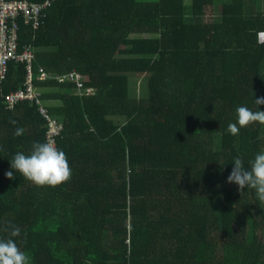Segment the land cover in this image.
Returning <instances> with one entry per match:
<instances>
[{"label": "trees", "instance_id": "trees-1", "mask_svg": "<svg viewBox=\"0 0 264 264\" xmlns=\"http://www.w3.org/2000/svg\"><path fill=\"white\" fill-rule=\"evenodd\" d=\"M50 1L40 31L20 22L19 48L34 51L33 86L64 125L72 175L37 186L11 168L49 133L36 101L8 104L28 76L11 63L0 86V239L30 264H264V203L227 182L235 158L248 168L264 151V125L226 131L238 106L264 111L259 0L218 11L217 0ZM74 73L91 94L55 79Z\"/></svg>", "mask_w": 264, "mask_h": 264}, {"label": "clouds", "instance_id": "clouds-1", "mask_svg": "<svg viewBox=\"0 0 264 264\" xmlns=\"http://www.w3.org/2000/svg\"><path fill=\"white\" fill-rule=\"evenodd\" d=\"M255 104L264 105V97H255ZM236 115L237 122L229 123L226 129L233 136L238 135L241 128L255 122L264 125V111H252L246 106H238ZM10 122L16 123L14 120ZM24 131L22 127L17 128L14 135L21 136ZM10 162L13 170L37 186L56 187L67 182L72 175L66 154L51 140L34 143L30 154L18 152ZM233 164L234 167L227 182L238 185V190L241 192L249 187L255 189L258 200L264 203V151L256 154L255 158L249 162L248 168L240 158H235ZM6 176L8 179H14L13 171H8ZM4 231L8 232L10 237H17L21 232L18 226L11 223H6ZM0 264H30V259L13 239H0Z\"/></svg>", "mask_w": 264, "mask_h": 264}, {"label": "built area", "instance_id": "built-area-1", "mask_svg": "<svg viewBox=\"0 0 264 264\" xmlns=\"http://www.w3.org/2000/svg\"><path fill=\"white\" fill-rule=\"evenodd\" d=\"M51 1L33 3L29 0H0V86L7 80L8 69L11 63L25 64L28 70L27 82L24 89H19L7 96L10 106L21 100H34L41 105L43 116L48 120V140L58 146V137L64 130V125L50 115L46 106L42 104L40 92L33 86L32 64L35 60L34 51L26 47L20 51V22L32 28L34 32L40 31L45 24ZM42 81L49 79L43 74ZM60 82H71L76 85L79 94H91V90L84 87V79L76 73L66 77H56Z\"/></svg>", "mask_w": 264, "mask_h": 264}, {"label": "rangeland", "instance_id": "rangeland-1", "mask_svg": "<svg viewBox=\"0 0 264 264\" xmlns=\"http://www.w3.org/2000/svg\"><path fill=\"white\" fill-rule=\"evenodd\" d=\"M228 1H231V0H217L216 2V7H217V10H219V7H222L224 5V3L228 2ZM190 2V0H188V3ZM259 8L262 12H264V0H259ZM261 40L264 41V35L261 36Z\"/></svg>", "mask_w": 264, "mask_h": 264}]
</instances>
